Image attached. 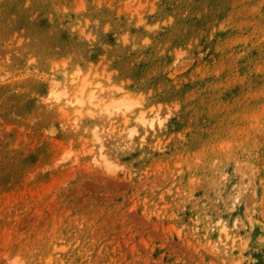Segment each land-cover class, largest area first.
<instances>
[{
    "label": "rangeland",
    "instance_id": "374dc122",
    "mask_svg": "<svg viewBox=\"0 0 264 264\" xmlns=\"http://www.w3.org/2000/svg\"><path fill=\"white\" fill-rule=\"evenodd\" d=\"M0 264H264V0H0Z\"/></svg>",
    "mask_w": 264,
    "mask_h": 264
},
{
    "label": "bare ground",
    "instance_id": "6f19581e",
    "mask_svg": "<svg viewBox=\"0 0 264 264\" xmlns=\"http://www.w3.org/2000/svg\"><path fill=\"white\" fill-rule=\"evenodd\" d=\"M74 78H76V77H74ZM72 81V80H71ZM78 82H79V79H78ZM76 87V86H75ZM89 87V83L88 82H83L81 85H80V87L77 89V92L78 93H80L81 95H83L84 93H85V91H86V89ZM99 89H98V87H92L91 89H90V91H89V93H88V99H89V103H90V105L92 106H95V107H99L100 106V110L101 111H110V108H112V107H114V108H117V109H119L121 106H124V112H126V111H130L131 109H132V107H133V104L132 103H130L129 101H127V100H125V101H113V104H107V105H105V106H102L101 105V101H103L106 97H107V94L105 93V92H99L98 91ZM113 92H114V90H113ZM108 93V92H107ZM78 95V94H77ZM77 100V102L80 104V105H83L84 104V100L81 98V97H77L76 98ZM71 102H72V100H71ZM89 105V106H90ZM76 106V105H75ZM86 106H88V105H86ZM110 106V107H109ZM84 107V106H83ZM92 110H95V109H92ZM84 111V110H83ZM79 112H80V110H79ZM82 112V111H81ZM84 114V113H83ZM104 114V113H103ZM125 115V114H124ZM105 116V115H104ZM109 116V115H108ZM110 117V116H109ZM108 118V117H107ZM109 119V118H108ZM104 120V119H103ZM137 120L138 121H140L141 123H143V124H147L148 126H149V128H151V129H153V128H155V119H154V117H152V118H148L146 115H144V114H141L138 118H137ZM140 123V124H141ZM96 136H97V138L99 139L100 137H99V135H97L96 134ZM96 139V138H95ZM99 141H101L100 139H99ZM97 142H98V140H97ZM100 144V143H99ZM102 144H104V143H102ZM100 145V149H99V155H100V157H102L105 161L107 160L106 159V155H105V151H104V149H103V145ZM105 152V153H104Z\"/></svg>",
    "mask_w": 264,
    "mask_h": 264
}]
</instances>
